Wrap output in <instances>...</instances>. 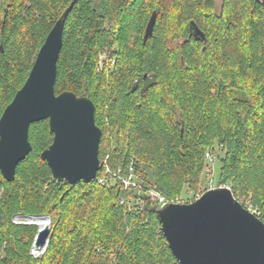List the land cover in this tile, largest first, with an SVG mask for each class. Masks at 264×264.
<instances>
[{
  "label": "trees",
  "instance_id": "trees-1",
  "mask_svg": "<svg viewBox=\"0 0 264 264\" xmlns=\"http://www.w3.org/2000/svg\"><path fill=\"white\" fill-rule=\"evenodd\" d=\"M62 19L55 92L92 100L105 165L92 182L54 179L49 121L32 124L14 179L0 171V264H179L147 192L197 193L215 141L218 186L264 222V0H0V118ZM18 216L50 218L41 257Z\"/></svg>",
  "mask_w": 264,
  "mask_h": 264
},
{
  "label": "water",
  "instance_id": "water-1",
  "mask_svg": "<svg viewBox=\"0 0 264 264\" xmlns=\"http://www.w3.org/2000/svg\"><path fill=\"white\" fill-rule=\"evenodd\" d=\"M155 22L154 13L144 43L153 34ZM63 34L62 19L48 34L24 86L0 118V171L8 181L32 151L31 125L43 120L49 121L53 142L41 159L54 179L71 185L92 182L103 167L99 159L102 130L95 122L94 103L72 92H55ZM196 35L204 38L198 29ZM157 216L179 264H264V222L245 208L229 187L210 189L192 203L164 204ZM39 217L49 222L43 228L35 224L34 247L43 250L51 226L48 216Z\"/></svg>",
  "mask_w": 264,
  "mask_h": 264
},
{
  "label": "rangeland",
  "instance_id": "rangeland-1",
  "mask_svg": "<svg viewBox=\"0 0 264 264\" xmlns=\"http://www.w3.org/2000/svg\"><path fill=\"white\" fill-rule=\"evenodd\" d=\"M222 1L223 0H214L216 8H217V11H219V9H220V7L222 5ZM218 147H219V144H218L217 141H215L214 147H213L216 150L215 153H214V150L211 149L210 147H208L206 149V153L208 151H211V153H213L215 158H213V161L212 160H207L208 158H207V155L205 154L206 163H205V168H204V171H203L204 172L203 173V183L201 185V189L197 193H195L193 191H190L187 185L184 186L183 189H182L181 194L176 197V199L181 201V203L188 204L190 202H193V201L197 200L203 194L202 193L203 191L205 193L211 187H217V188L220 187V186H218V183H217L218 176H219V168H220L217 156H219L221 154L220 149ZM106 159H108V157H106ZM109 169L111 170L110 167H109ZM109 175H111V172L109 173ZM114 177L118 178L117 176H114ZM136 177H138V176H136ZM122 179H125V178H122ZM137 179H138V181L140 180L139 178H137ZM32 218H37V217H32ZM30 219L31 218H23L21 216H18V217L14 218V222L15 223H27V224H29V220ZM50 226H51V220H50ZM47 246H48V244H47ZM47 246L44 247L43 250H39V249L35 248L36 249V253H35L34 256L35 257H41L44 254Z\"/></svg>",
  "mask_w": 264,
  "mask_h": 264
},
{
  "label": "built area",
  "instance_id": "built-area-1",
  "mask_svg": "<svg viewBox=\"0 0 264 264\" xmlns=\"http://www.w3.org/2000/svg\"><path fill=\"white\" fill-rule=\"evenodd\" d=\"M207 155V160H212L213 161V158H215V156L213 155V153H211V151H208L206 153ZM213 156V157H212ZM104 165L103 164V167L102 169L104 168ZM101 169V170H102ZM100 172V171H99ZM111 170L109 169L108 166L105 167V173H110ZM133 173V172H132ZM112 174V173H111ZM121 169L118 170V173L114 174V176H117L118 179H120L125 188H137L139 187V181L137 179V177L134 175V174H130L128 177H126L125 179H122L124 177H122L121 175ZM97 178H98V175H97ZM96 178V179H97ZM95 179V180H96ZM99 182L101 184H103L105 182L104 178H101V179H98ZM222 187V186H220ZM213 188H217V187H211L210 189H213ZM208 189V190H210ZM207 190V191H208ZM147 195L152 199V200H158L159 204H160V207L163 206L164 204H167V203H172V204H184V203H181V201H179L178 199L176 200H172V201H168L163 195L160 194V192L156 189V188H151L148 192H147ZM252 213H254L256 216L258 215V212L256 210H254L252 207L248 208ZM36 253V249L35 247L32 249V254L35 255Z\"/></svg>",
  "mask_w": 264,
  "mask_h": 264
},
{
  "label": "bare ground",
  "instance_id": "bare-ground-1",
  "mask_svg": "<svg viewBox=\"0 0 264 264\" xmlns=\"http://www.w3.org/2000/svg\"><path fill=\"white\" fill-rule=\"evenodd\" d=\"M29 223L32 224H37L38 226H40L41 228H43L44 226L48 225V220H46L45 218L42 217H37V218H31L29 220Z\"/></svg>",
  "mask_w": 264,
  "mask_h": 264
},
{
  "label": "snow or ice",
  "instance_id": "snow-or-ice-1",
  "mask_svg": "<svg viewBox=\"0 0 264 264\" xmlns=\"http://www.w3.org/2000/svg\"><path fill=\"white\" fill-rule=\"evenodd\" d=\"M57 103H59V102H57Z\"/></svg>",
  "mask_w": 264,
  "mask_h": 264
},
{
  "label": "flooded vegetation",
  "instance_id": "flooded-vegetation-1",
  "mask_svg": "<svg viewBox=\"0 0 264 264\" xmlns=\"http://www.w3.org/2000/svg\"><path fill=\"white\" fill-rule=\"evenodd\" d=\"M146 79V78H145Z\"/></svg>",
  "mask_w": 264,
  "mask_h": 264
}]
</instances>
